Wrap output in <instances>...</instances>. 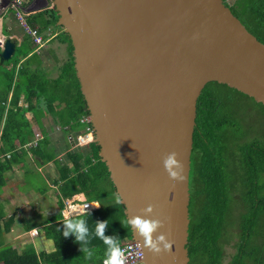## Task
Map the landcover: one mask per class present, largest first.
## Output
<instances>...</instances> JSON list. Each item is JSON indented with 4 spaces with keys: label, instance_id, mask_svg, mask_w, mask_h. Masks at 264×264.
I'll list each match as a JSON object with an SVG mask.
<instances>
[{
    "label": "water",
    "instance_id": "obj_1",
    "mask_svg": "<svg viewBox=\"0 0 264 264\" xmlns=\"http://www.w3.org/2000/svg\"><path fill=\"white\" fill-rule=\"evenodd\" d=\"M69 36L93 143L127 218L162 223L172 252L143 248L142 264H190L191 158L197 103L212 82L264 106V44L225 0H49ZM19 42L7 38L1 63ZM179 154L183 181L164 167ZM179 171V169H175ZM152 205L151 213L144 211Z\"/></svg>",
    "mask_w": 264,
    "mask_h": 264
},
{
    "label": "trees",
    "instance_id": "obj_2",
    "mask_svg": "<svg viewBox=\"0 0 264 264\" xmlns=\"http://www.w3.org/2000/svg\"><path fill=\"white\" fill-rule=\"evenodd\" d=\"M226 5L264 44V0H237ZM46 14L51 18L48 24L63 31L56 25L55 9ZM28 24L36 28L35 23L29 21ZM63 36L68 44L69 59L59 68L56 77L51 78L38 68L32 71L25 65L26 70L18 72L13 87L10 73L0 72V85L8 87L0 89V121L6 105H10L1 132L0 188L5 185L4 174L19 161L21 153L26 152L24 147L35 136L27 115H35L40 102H46V109L52 114L59 108V120L63 127L69 126V133L80 127L81 119L88 116L74 69L73 48L69 36L65 33ZM26 48L27 43L17 48L13 59L26 55L29 51ZM12 89V98L8 100L7 92ZM240 97L249 98L226 85L212 82L205 87L197 103L190 171V264H223L225 247L233 237L237 240L232 244L235 252L230 264H264V144L258 137L251 138L252 128L235 115V102L239 103ZM21 99L28 104L26 108L19 105ZM258 105L264 109L262 104ZM38 125L44 130L40 120ZM85 128L92 129L88 123ZM15 138L22 149H17ZM46 140L29 148L34 155L42 156L44 162L55 158L54 153L45 148ZM91 148L90 154L78 151L67 154L71 165L61 168L63 183L59 205L63 209L64 199L77 194H84L89 202H98V210L73 219H85L93 234L96 221H108L105 234L118 237L122 244L131 237L130 227L123 224L126 221L124 208L116 202L115 188L99 157V147L92 143ZM11 222L12 218L6 220L0 211V264H85L89 260L92 264H101L106 258V246L94 235L88 245L93 252L91 258L80 251L74 236L65 238V221L57 224L58 235L54 239L58 248L53 256L43 254L39 258L33 250H15L2 239Z\"/></svg>",
    "mask_w": 264,
    "mask_h": 264
},
{
    "label": "crops",
    "instance_id": "obj_3",
    "mask_svg": "<svg viewBox=\"0 0 264 264\" xmlns=\"http://www.w3.org/2000/svg\"><path fill=\"white\" fill-rule=\"evenodd\" d=\"M233 1L234 4L237 0ZM2 5L3 3L0 2V7ZM24 8H26L25 20L27 23L29 21L30 23H35L36 29L39 30L47 43L43 48L40 49V53L36 52L32 39L20 24L15 12L10 9V7L5 8L4 12L0 11V42H5L7 38H12L19 42V47L27 43L26 50H29L26 55L17 57V59H13L14 57H12L9 61H4L3 63H1L0 60V67L3 64V66L0 68V72L10 73L12 79H14V76L16 75L17 77L18 72L20 71L24 72V69L26 70L25 65H28L31 67L32 71H35L36 68H38L41 72H47L49 77L54 78L57 76L59 68L62 66V64L69 59L68 44L64 39L65 37L63 36L64 31L59 28L52 27L51 24H48L51 18L48 14H46V12L52 10V5L51 3H48L47 0H25ZM1 49L2 46L0 43V51ZM58 56L60 57V63L58 62ZM48 57L54 60V62L50 68L45 70L43 66V58L48 59ZM28 62L30 64H27ZM3 88L8 87L1 84L0 89ZM12 93L13 89L9 91V93L7 92L6 99H11ZM21 98L23 99V97ZM9 106L10 105L8 104L6 105V109L3 114V120L0 121V127L4 126L5 116ZM46 107V102H40L37 108V113L35 115L28 113L27 119L29 121V117L32 116L33 119L30 124H32V122L36 123L37 131L42 137L41 141L47 138V145L45 148L54 153L55 158L51 161L44 162L42 161V156L34 155L31 151H29L30 146L34 145L36 139L35 131V136L24 147L26 152L24 154L21 153V157L18 158L19 161L15 163L16 165L10 171L6 172V176L4 174L5 185L4 187L0 188V211L3 213L6 220L12 218V222L7 226L6 232L2 237L3 243L5 245H11L12 248L18 251L33 250L39 258H41L43 254L46 256H53L57 253L58 247L54 239L58 235L57 224L65 221L67 218H74L78 215L92 212L96 210V208H94L95 205H100L98 202L87 201L85 195L83 194L85 200L80 202L76 201L73 203V205H71L73 206L72 209L76 210L79 209L84 203H91L93 205L92 210L85 212H73L69 215H66V213H64L67 207V205H65V199L70 200L72 197L65 198L63 203L64 208L62 209L60 207L59 202L61 200V193L59 190L63 183L61 182V168L64 166L70 167L71 164L67 154L69 152H76V149H73L72 142L79 137L85 138L86 133H84V129L86 128L85 124L80 121V127L75 128L72 133L67 132L69 126L63 127L59 120L60 118L57 114L59 108H56L57 110L55 111V114H52L47 111ZM38 120H40L44 130L40 129ZM86 130L88 131V129ZM32 131H34L33 127ZM70 137L72 140L69 139ZM0 143L2 144L1 135ZM14 143L17 149H22L16 138ZM91 144L92 143L87 142L81 145L78 144L79 146H82L81 148H84L83 150H85L78 152L89 154L92 149ZM36 174H39L44 182L39 185L37 189L26 188L27 184H29L30 178ZM13 182L17 183V188H15L16 191L12 193V188H10V186L13 184ZM46 187L48 190L45 192ZM48 192H50V194L45 195ZM43 193H45V197L42 198V202L35 209L33 208L34 205H32V203L29 204L31 216L23 215V210L20 206L22 200L34 201L35 199H39L37 194L43 195ZM78 195L81 194L74 196ZM47 199L51 200L50 204L45 202ZM14 202L17 204H14ZM51 205L52 211H49ZM67 209L70 210L71 208L69 207ZM98 209L99 208H97V210ZM9 212H12V214L9 215ZM17 215H23L19 221L17 220ZM35 231L37 234L33 235ZM85 264H92V261H86Z\"/></svg>",
    "mask_w": 264,
    "mask_h": 264
},
{
    "label": "clouds",
    "instance_id": "obj_4",
    "mask_svg": "<svg viewBox=\"0 0 264 264\" xmlns=\"http://www.w3.org/2000/svg\"><path fill=\"white\" fill-rule=\"evenodd\" d=\"M39 35L42 36L40 32H39ZM31 39L34 43V40L32 37ZM43 40L45 41V44H46L47 43L46 40L44 38ZM3 44L4 42H2V46ZM34 45H35V51H36L37 45L35 43ZM83 123L86 124L88 122L86 121ZM90 133H92V129H90ZM87 135H88V132L86 133V136ZM69 139L72 140L71 137ZM78 139H75L74 141ZM85 142L93 143V138L90 141L89 140L84 141V143ZM178 156H179L178 153L172 152V153H169L164 159L165 170L169 174L170 179H172L173 181H183L185 179L183 175L184 165L178 159ZM175 169H179V171H176ZM116 202L123 203V197L119 193L116 196ZM152 210H153L152 205H148L144 209V211L147 213H151ZM123 224L125 227H130L132 231L135 232L136 235L143 238L142 247L147 248L148 251L154 253L155 255H160L163 252H168V253L172 252V246H173L174 241H169L167 234H161L160 236L154 238V233H156L157 230L163 226L161 221L145 218L140 215H136L131 218H127L126 221L123 222ZM107 227H108V221H96L95 231L93 234L92 230H90V228L88 227L87 221L85 219L67 218L63 225V236L65 238L69 236H74L75 242L79 244L80 246V251L83 253H86V255L89 258H91V256L93 255V252L88 247V245L90 244L91 239L93 238V235H94L95 237L101 239L104 245L106 246V252H105L106 258L104 259L103 264H127L128 250L121 247L120 240L118 237L109 236L105 234Z\"/></svg>",
    "mask_w": 264,
    "mask_h": 264
},
{
    "label": "rangeland",
    "instance_id": "obj_5",
    "mask_svg": "<svg viewBox=\"0 0 264 264\" xmlns=\"http://www.w3.org/2000/svg\"><path fill=\"white\" fill-rule=\"evenodd\" d=\"M47 1L49 3V0H47ZM226 1L229 4H233V2H234L233 0H226ZM2 3H3V5L0 7V11L1 12H4V9L5 8H9V2L7 0H3ZM36 52H39L40 53V48L39 47L37 48ZM59 58L60 57L58 56V62H59ZM46 59L47 58H43V61H44L43 62V66H44V69L45 70H47L48 68H50L52 66L53 62H54V60H52L50 57H48L47 60ZM14 80H16V75L14 76V79H13V86H14V83H15ZM240 98H241V100L239 101V103L235 102L237 104L235 106V109H234L235 115L238 118L242 119L243 122L245 123V125L247 127H251L252 128V134L250 135V137L251 138H257L258 137V140H261L262 143L264 144V109H262L261 106H259L258 104H256L254 101H252L249 98H244V97H240ZM20 105L23 106V107H25V108L28 106V104L26 102H24L22 99H21ZM32 119H33L32 116H30L29 117L30 123H31ZM82 120H84V118L81 119V122H82ZM31 125H32L33 130H34L33 132L36 131V134H40L37 131L36 123L35 122L34 123L32 122ZM242 127H243L242 128V131H245L243 124H242ZM2 130H3V126L0 127V135H1ZM89 135L91 136V137L88 136L89 137V140H92L93 134L92 133H89ZM35 138H36V136H35ZM41 139L42 138L40 137L39 140L37 141V143H39L41 141ZM76 142H77V144H76ZM72 144H73V149H76V151H85V150H83L84 148H81L82 146H79L78 145L79 144V141L76 140V141L72 142ZM14 166H15V164H13V167ZM5 176H6V173H5ZM49 176H50V174H49ZM261 179H262V177H261ZM261 179H260V181H261ZM43 182L44 181L39 176V174L33 175L30 178L29 184H27V187L26 188H28V189H30V188L37 189L39 187V185H41ZM10 188H12V193L15 192L16 191L15 188H17V183L16 182H13V184H11ZM47 190H48V188L46 187L45 192ZM44 194L45 193H43V195L42 194H37V196H38L39 199H35L34 201L22 200V202L20 203L21 204L20 206H21V208L23 210V213L22 214L23 215H27V216H31V211H29V204L32 203V205H34L33 208L35 209L42 202V198L45 197ZM47 194H50V192L46 193L45 195H47ZM76 198H78V199H76ZM84 200H85V197H84L83 194L78 195V196H73L70 200L65 199V201H66L65 202V205H67V207H66V210H65L64 213H66V215H69V214H71L73 212L75 213L76 211H79V210L81 211V208L80 209H76V210H74V209L68 210L67 208H69V205L70 204L73 205V203H75L76 201H79L80 202V201H84ZM45 202L47 204H50L51 203V200L47 199ZM14 204H17V203L14 202ZM94 208H96V210H97V208H100V205L97 204V205L94 206ZM49 211H52V205H51ZM8 214L11 215L12 212H9ZM23 215H17V220L19 221L20 218ZM252 239H253V237H251L249 240L252 241ZM236 240H237V237H233V239L231 240V242H229L228 246L225 247L226 257H225V259L223 261V264H230V261H231L230 258L232 256V254H234V252H235V250L232 247V244Z\"/></svg>",
    "mask_w": 264,
    "mask_h": 264
},
{
    "label": "built area",
    "instance_id": "obj_6",
    "mask_svg": "<svg viewBox=\"0 0 264 264\" xmlns=\"http://www.w3.org/2000/svg\"><path fill=\"white\" fill-rule=\"evenodd\" d=\"M2 1L3 0H0V2ZM7 1L9 2L10 9H12L15 12L16 17L18 18L20 24L25 29L26 33L30 37L33 38L34 43L37 45V48L43 47L45 44V41L43 40L42 36L39 35V30L36 28H31L28 25L27 21L25 20V11H26V8H24L25 0H7ZM32 1H35V0H32ZM1 46H2V41H1ZM86 121H87V118L82 120V122H86ZM89 133H90V129H88V135L85 138L79 137V144H83V142L87 139L89 140V137H88L90 136ZM40 137H41L40 134H36V139H35L34 144L37 143ZM69 207L71 209L73 208L71 204L69 205ZM80 208H81V211L85 212V211L92 210L93 205L91 203H84L82 206H80ZM76 212H80V210ZM34 234H37V232L35 231ZM121 247L128 250L127 264H142L144 254H143L141 246L137 242L131 239H127L121 244ZM103 262H104V259L101 264H103Z\"/></svg>",
    "mask_w": 264,
    "mask_h": 264
}]
</instances>
